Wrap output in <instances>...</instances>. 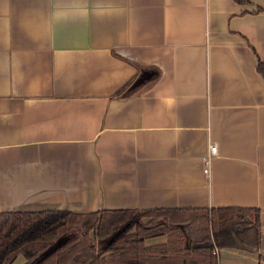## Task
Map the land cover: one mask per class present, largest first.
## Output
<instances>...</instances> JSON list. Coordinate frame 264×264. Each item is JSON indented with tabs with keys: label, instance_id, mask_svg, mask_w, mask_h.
I'll use <instances>...</instances> for the list:
<instances>
[{
	"label": "crops",
	"instance_id": "0c3cea01",
	"mask_svg": "<svg viewBox=\"0 0 264 264\" xmlns=\"http://www.w3.org/2000/svg\"><path fill=\"white\" fill-rule=\"evenodd\" d=\"M257 60L264 0H0V211L251 208L259 264Z\"/></svg>",
	"mask_w": 264,
	"mask_h": 264
},
{
	"label": "trees",
	"instance_id": "16d2710c",
	"mask_svg": "<svg viewBox=\"0 0 264 264\" xmlns=\"http://www.w3.org/2000/svg\"><path fill=\"white\" fill-rule=\"evenodd\" d=\"M257 70L264 79L261 60ZM251 211L241 207L0 211V264H14L18 257L23 258L21 264H218L214 247L234 244L259 251V216L256 211L250 217ZM158 236V241L152 240ZM259 256L263 258L259 264H264V254Z\"/></svg>",
	"mask_w": 264,
	"mask_h": 264
},
{
	"label": "built area",
	"instance_id": "2783aa9c",
	"mask_svg": "<svg viewBox=\"0 0 264 264\" xmlns=\"http://www.w3.org/2000/svg\"><path fill=\"white\" fill-rule=\"evenodd\" d=\"M215 153H216V144H214V143L209 144V156H207V160L206 161L209 162L210 158L213 155H215ZM213 253L217 254V247H214Z\"/></svg>",
	"mask_w": 264,
	"mask_h": 264
},
{
	"label": "rangeland",
	"instance_id": "374dc122",
	"mask_svg": "<svg viewBox=\"0 0 264 264\" xmlns=\"http://www.w3.org/2000/svg\"><path fill=\"white\" fill-rule=\"evenodd\" d=\"M185 229H186V228H185ZM187 230H188V229H187ZM76 257H78V256L76 255L75 258H76ZM17 259H18V258H16L15 261H16ZM14 264H16V262H15Z\"/></svg>",
	"mask_w": 264,
	"mask_h": 264
}]
</instances>
